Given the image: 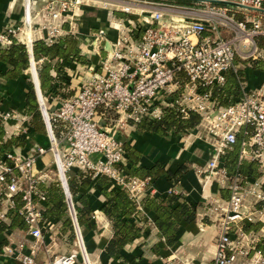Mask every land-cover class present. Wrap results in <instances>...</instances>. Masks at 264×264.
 Masks as SVG:
<instances>
[{"label": "built area", "instance_id": "2783aa9c", "mask_svg": "<svg viewBox=\"0 0 264 264\" xmlns=\"http://www.w3.org/2000/svg\"><path fill=\"white\" fill-rule=\"evenodd\" d=\"M183 1L187 2L22 0L19 21L0 27L1 48L10 46L14 39L27 47L33 79L38 77V62L32 54L36 40L50 45L72 34L79 42L85 39L89 53L100 56L73 95L48 98L36 89L47 145H37L26 154L4 149L0 155L1 206L7 201L9 210L15 206L14 196H20V213L35 240L33 245L21 242L8 248L21 264H39L37 242L51 221L45 215L47 199L40 184L61 183L80 243L83 239L79 225L76 227L68 183L72 169L76 168V174L106 175L137 202L154 195L151 177L130 176L122 168L128 162L122 125L123 121L137 125L161 119L166 108L175 106L186 116L190 111L201 115L198 136L211 146L205 179L217 180L230 191L229 198L215 209L218 235L211 264H264V243L259 247L264 226L260 232L244 230L245 225L264 222V81L256 89L243 86V95L228 106L215 108L218 102L212 94L213 85H224L229 72L240 69L243 60H264V49L258 45V39L264 37V0ZM83 7L107 10L111 26L118 32L116 39H110L104 28L82 36L77 18ZM17 116L0 103L3 123ZM57 122L60 135L55 129ZM21 133L28 131L25 128ZM239 135L240 161L258 164L259 175L254 179L231 175L224 166L223 156L238 142ZM47 153L52 154L48 164H54L56 173L48 166L36 168ZM94 153L100 154L96 161L90 159ZM171 192L180 194L174 187ZM0 211V221H4L7 211ZM77 261L78 253L71 251L51 256L45 264Z\"/></svg>", "mask_w": 264, "mask_h": 264}, {"label": "crops", "instance_id": "0c3cea01", "mask_svg": "<svg viewBox=\"0 0 264 264\" xmlns=\"http://www.w3.org/2000/svg\"><path fill=\"white\" fill-rule=\"evenodd\" d=\"M1 27L12 22H17L22 17V0H0ZM78 28L82 36L104 28L108 35L117 37V30L111 26V17L107 10L94 7H83L78 12ZM85 40V39H84ZM81 40L79 46L82 53L90 59V64H74L68 68L69 89L78 92L81 83L90 75V65L99 61L97 52L89 53L86 42ZM104 52V50H101ZM0 69H6L0 65ZM30 70V68L28 69ZM28 70L25 73H28ZM246 89H256L264 81V71H248ZM28 91L26 78L3 81L0 84V93L3 97V109L17 112L18 116L9 119L5 126V150L13 153H28L37 145H47L45 134H40L30 124V118L24 111L25 95ZM55 106L56 102L51 103ZM28 134L21 133L25 129ZM197 129L177 134L170 132L167 136H160L149 132L140 131L137 125H130L125 132V141L137 148L142 153L140 165L153 166L156 162H163L167 170L175 172L182 165L188 167V171L182 176L179 183H173L168 176L153 177L152 187L154 195H166L171 188H176L186 200L197 209V218L193 222L182 221L176 234V242L173 246L166 244L165 239L159 236L155 225L157 213L149 207H141V213L133 218L134 224L140 228L138 234L122 250V256L111 257L106 246L112 239L114 231L111 220L101 210L104 197L100 186L93 187L90 191L93 208L92 228L85 232V240L88 249H91L97 264H211L216 252V237L218 235L217 223L214 222L215 209L226 200L223 197L224 190L217 180H206L207 163L211 157V146L205 139L198 136ZM22 137L19 143H14L13 138ZM23 141L24 143H20ZM47 160V161H45ZM52 154L47 153L40 158L36 168L42 169L49 166ZM76 168L71 170L70 176H75ZM107 187L113 189L110 182ZM212 206V207H211ZM0 210L8 212V202L4 201ZM1 212V211H0ZM49 226L45 229L44 237L37 242L36 260L39 264H45L53 253V239L64 237L62 234L63 223L50 218ZM8 217L4 220L8 222ZM86 229V228H85ZM67 234V232H64ZM51 234V235H50ZM55 236V237H52ZM65 244L70 245L65 237ZM55 240V239H54ZM21 242L35 244V240L26 229H14L10 232L0 233V264H21L19 258L8 251L9 247L16 248Z\"/></svg>", "mask_w": 264, "mask_h": 264}, {"label": "trees", "instance_id": "16d2710c", "mask_svg": "<svg viewBox=\"0 0 264 264\" xmlns=\"http://www.w3.org/2000/svg\"><path fill=\"white\" fill-rule=\"evenodd\" d=\"M178 2L186 3L187 1L178 0ZM117 15L125 16L122 12H117ZM2 22L0 12V27ZM258 45L264 49V37L258 39ZM32 54L34 60L38 62L37 75L40 89L43 95L48 98L67 95L63 94V91L66 88L69 90L68 68L74 64H90V59L82 53L78 38L72 34L61 36L50 45L44 40H36ZM242 62L245 68L230 71L224 85H213L212 94L220 106H228L243 95V86L249 70L264 71V60L248 59ZM30 63L31 56L27 47L18 40L14 39L13 43L6 48L0 47V65L6 67L4 70L0 69L1 83L8 80L27 78L25 72L30 68ZM27 81L28 91L25 95L24 111L30 118V124L35 131L40 134H46L45 122L40 111L35 84L32 80ZM0 103H2L1 93ZM201 121L202 117L200 114L190 111L186 116L175 106L166 108L161 119L142 121L137 124V128L140 131L167 136L170 132L180 134L193 131ZM55 129L56 133L60 135L62 129L59 122L55 123ZM5 134L4 123L0 120V155H2L5 148ZM21 139L23 138H13V142L17 144ZM241 140L242 136L239 135L238 142L223 156L224 166L231 175L238 173L245 179H254L259 175L258 164L249 160L240 161ZM23 141L20 143H24ZM125 149L128 154V162L122 165V168L130 176L153 178L166 175L173 183L177 184L188 171L186 165H182L175 172L167 170L164 163L160 161L153 166L140 165L141 151L130 143H125ZM68 183L75 204L77 222L81 229L89 226L93 218L89 189L100 186L101 193L105 199L101 210L111 220L114 231L112 239L106 246V251L111 257L122 256V250L140 231V228L134 224L133 218L141 213V207H149L157 213L155 225L158 228L159 236L165 239L166 244L169 246L175 244L177 230L181 222H193L197 218L196 207L186 200L180 201L183 196L179 193L168 192L166 195H148L137 202L130 197L126 188L114 187L109 189L107 185L110 180L106 175H100L94 179L88 172L71 176ZM40 188L44 191L47 199L45 215L48 218L61 221L63 226L71 231L72 236H75L74 222L71 218L69 205L61 183L56 181L49 185L40 184ZM222 191L223 197L228 199L230 191L228 189ZM2 199L3 197L0 196V208ZM13 199L15 206L7 212L9 222L0 221V233H8L14 229H27L28 227L24 216L20 213L23 205L20 196H14ZM263 226L264 222L258 221L245 225L244 230L247 233L259 231ZM262 243H264V240L260 242L259 247H262Z\"/></svg>", "mask_w": 264, "mask_h": 264}, {"label": "rangeland", "instance_id": "374dc122", "mask_svg": "<svg viewBox=\"0 0 264 264\" xmlns=\"http://www.w3.org/2000/svg\"><path fill=\"white\" fill-rule=\"evenodd\" d=\"M117 35H118V33H117ZM116 35V36H117ZM108 37L110 38V39H112V40H115L116 39V37H115V35H108ZM245 68V66L243 65V62H242V67L240 68V69H244ZM246 71H247V69H246ZM248 73V72H247ZM246 73V74H247ZM26 75H27V78H26V80H32L33 81V77H32V73H31V70H28V73H26ZM249 81V79H248V77H247V79H246V81H245V85L244 86H246L247 85V82ZM27 83H28V81H27ZM74 91L72 90V89H64V91H63V94H67L66 95V97H68V96H71V95H73L74 93H73ZM65 96V95H64ZM55 96H52L51 98H54ZM2 101H3V97H2ZM211 107H213V106H211ZM218 107H220V105L219 104H216L215 105V108H218ZM180 108H181V106H180ZM202 122V121H201ZM201 122H200V124L197 126L199 129H202V125H201ZM130 125H132V126H135L134 124H132L131 122H126V121H123V130L126 132V129H128L129 128V126ZM197 129V128H196ZM46 135V134H45ZM100 157V154L99 153H94V154H92L91 156H90V159L91 160H93V161H96L98 158ZM45 161H47V160H45ZM51 165V166H50ZM47 167V166H46ZM48 168L49 169H51L53 172H55L56 173V168H55V166H54V164L52 165V164H49V166H48ZM47 168V169H48ZM48 169V170H49ZM91 176H92V178H97L98 176L97 175H95L93 172H88ZM56 178H57V176H56ZM56 182V181H55ZM53 183V182H52ZM91 189L92 188H90L89 189V193H90V191H91ZM74 207H75V204H74ZM212 207V206H211ZM70 215H71V213H70ZM71 218H72V215H71ZM9 219V218H8ZM93 219V218H92ZM8 222H9V220H8ZM74 222V221H73ZM74 224V223H73ZM91 226H92V224H91ZM94 226H92V228H93ZM80 228V227H79ZM63 230H62V234H63V236L64 237H62V238H54L53 239V253H52V257H54V256H56V255H59V254H65V253H68V252H71V251H75V252H77L78 253V261H77V263L76 264H97V258H95V255H93V252H92V250L91 249H88L89 247H88V243L89 244H91V241L89 240L88 241V243H87V241L85 240V232L87 231V229H89L88 227H86V229H81L80 228V234H81V236H82V238H81V240L83 241V242H81L80 243V240H79V238H78V236H77V233H76V229H75V225H74V233H75V236H72V234H71V231L67 228H65L64 226H63V228H62ZM261 231V229L259 230V232ZM64 232H67V234H65ZM255 232H258V231H255ZM51 235V234H50ZM52 237H55V236H52ZM65 237H67L68 238V241H69V243H70V245L69 246H67V244H65V241H66V239H65ZM72 237V238H71ZM85 249V250H84ZM84 251L85 252H87V257L85 258V256H84ZM87 260H89V263L87 262Z\"/></svg>", "mask_w": 264, "mask_h": 264}, {"label": "water", "instance_id": "95a60500", "mask_svg": "<svg viewBox=\"0 0 264 264\" xmlns=\"http://www.w3.org/2000/svg\"><path fill=\"white\" fill-rule=\"evenodd\" d=\"M33 82H34V84L36 86V89H39L40 90L39 79H38L37 76L34 77ZM77 225L78 224H77V221H76V227H77ZM77 231H78V229H77Z\"/></svg>", "mask_w": 264, "mask_h": 264}]
</instances>
